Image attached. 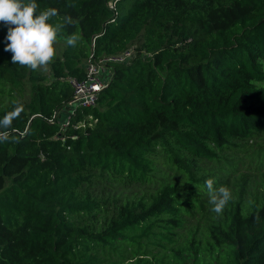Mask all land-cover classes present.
Returning a JSON list of instances; mask_svg holds the SVG:
<instances>
[{"label": "trees", "instance_id": "16d2710c", "mask_svg": "<svg viewBox=\"0 0 264 264\" xmlns=\"http://www.w3.org/2000/svg\"><path fill=\"white\" fill-rule=\"evenodd\" d=\"M108 1L36 0L72 18L58 40L81 38L46 72L11 62L0 24V119L23 106L0 142V264H264V192L217 216L193 185L199 160H239L264 134V0ZM129 47L95 105L48 120L91 52ZM156 169L169 177L147 195H117Z\"/></svg>", "mask_w": 264, "mask_h": 264}, {"label": "clouds", "instance_id": "9594fccd", "mask_svg": "<svg viewBox=\"0 0 264 264\" xmlns=\"http://www.w3.org/2000/svg\"><path fill=\"white\" fill-rule=\"evenodd\" d=\"M36 0H0V24L7 26L5 51L11 52V62L32 71H47L49 65L56 59V43L64 29L73 24L70 16L62 21L52 23L59 15L54 7L39 10ZM80 36L72 33L65 37L67 46L77 47ZM23 106L16 104L12 111L0 119V142L9 139L13 120L19 118ZM214 180H205L211 211L221 215L228 203L233 199L228 187H214Z\"/></svg>", "mask_w": 264, "mask_h": 264}, {"label": "rangeland", "instance_id": "374dc122", "mask_svg": "<svg viewBox=\"0 0 264 264\" xmlns=\"http://www.w3.org/2000/svg\"><path fill=\"white\" fill-rule=\"evenodd\" d=\"M65 45L64 41L58 40L56 43L57 51L60 53L62 51L63 46ZM28 97V90L24 91V94L20 97L21 100L25 101ZM252 145L251 148H248L247 153H243L241 155V159L235 158L232 160H219V161H208V160H199L197 164V169L193 171L195 173L205 174L207 178L218 177L221 178L223 183L218 185H214L215 188H219L220 186L228 187L232 196L239 193L241 189L245 196L251 197L253 195L260 196V193L264 192V160L261 161V158H256L251 155L250 151L253 150L254 146H260L261 152L264 151V134L252 139L249 141ZM264 157V152H263ZM156 166L164 167L160 160H155ZM167 170V167H166ZM174 170V169H173ZM173 173V171H171ZM196 175V174H195ZM169 176L164 174L163 172H158L156 169L153 172L152 178L153 181L150 184L146 185H131V187L120 186V192H117V195H122L123 197L127 196V193L130 191L133 192V195H138L139 193H147L156 188L163 180L167 179ZM173 177L179 178L177 175ZM172 179V178H171ZM102 185H105L101 187ZM197 187L198 190L204 192L206 194L205 198L209 200V196L207 194V189L205 184H201L200 182H195L193 184ZM95 190L99 193H106L113 197V186H110L107 182L104 184H99L98 187H95ZM201 212L195 214V217L192 221H195Z\"/></svg>", "mask_w": 264, "mask_h": 264}, {"label": "built area", "instance_id": "2783aa9c", "mask_svg": "<svg viewBox=\"0 0 264 264\" xmlns=\"http://www.w3.org/2000/svg\"><path fill=\"white\" fill-rule=\"evenodd\" d=\"M108 5L115 9L114 0H109ZM134 55V47L102 56H95L91 52L84 62L85 76L83 78L69 77L73 86L72 95L63 107L54 110L48 120L58 121L64 127L76 107L95 105L99 91L108 84L112 75V63L128 62Z\"/></svg>", "mask_w": 264, "mask_h": 264}]
</instances>
